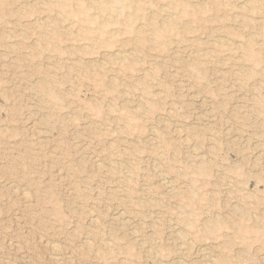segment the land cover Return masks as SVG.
I'll list each match as a JSON object with an SVG mask.
<instances>
[{
	"label": "rangeland",
	"instance_id": "rangeland-1",
	"mask_svg": "<svg viewBox=\"0 0 264 264\" xmlns=\"http://www.w3.org/2000/svg\"><path fill=\"white\" fill-rule=\"evenodd\" d=\"M0 264H264V0H0Z\"/></svg>",
	"mask_w": 264,
	"mask_h": 264
},
{
	"label": "bare ground",
	"instance_id": "bare-ground-1",
	"mask_svg": "<svg viewBox=\"0 0 264 264\" xmlns=\"http://www.w3.org/2000/svg\"><path fill=\"white\" fill-rule=\"evenodd\" d=\"M165 5V4H164ZM96 6V5H95ZM93 7V6H92ZM96 8H99V9H101V10H103V9H107V7L105 8V7H102V6H97ZM88 9V7L86 6V5H82L81 6V10H83V12H85V10H87ZM153 11V10H152ZM169 13V12H168ZM171 15H173V14H171ZM130 22L131 20H130V18L127 20V22ZM208 28V27H207ZM225 40V39H224ZM223 40V41H224ZM238 43V42H237ZM116 51V50H115ZM114 56V55H113ZM116 59H121V57H115ZM226 64V63H225ZM173 68H175V66L173 67ZM41 88L43 89H47L48 90V85H47V83L45 82V80H43L42 81V84H41ZM153 99V98H152ZM139 105V104H138ZM134 112V111H133ZM197 155H199V154H197ZM154 158V157H153ZM152 159V158H151ZM196 160V159H195ZM117 161H119V160H117ZM192 161V160H191ZM202 162V161H201ZM198 163H200V162H198ZM119 164H121V162L119 163ZM153 167V166H152ZM127 168V167H126ZM124 169V168H123ZM127 174V173H126ZM164 177V176H163ZM162 177V178H163ZM167 183V182H166ZM170 183V182H169ZM168 183V184H169ZM120 188V187H119ZM179 188V187H178ZM25 194H28V193H25ZM179 235V234H178ZM213 245V244H212ZM90 250V249H89ZM147 253V252H146ZM218 253V252H217ZM60 255V254H59Z\"/></svg>",
	"mask_w": 264,
	"mask_h": 264
}]
</instances>
